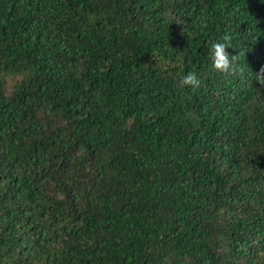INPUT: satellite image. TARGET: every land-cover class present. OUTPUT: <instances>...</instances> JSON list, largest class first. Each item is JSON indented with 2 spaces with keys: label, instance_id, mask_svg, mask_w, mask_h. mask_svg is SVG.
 <instances>
[{
  "label": "trees",
  "instance_id": "obj_1",
  "mask_svg": "<svg viewBox=\"0 0 264 264\" xmlns=\"http://www.w3.org/2000/svg\"><path fill=\"white\" fill-rule=\"evenodd\" d=\"M0 264H264V0H0Z\"/></svg>",
  "mask_w": 264,
  "mask_h": 264
},
{
  "label": "clouds",
  "instance_id": "obj_2",
  "mask_svg": "<svg viewBox=\"0 0 264 264\" xmlns=\"http://www.w3.org/2000/svg\"><path fill=\"white\" fill-rule=\"evenodd\" d=\"M231 35L224 34L219 40L209 45V58L212 66L220 73L228 74L234 70L235 55L228 51L231 48ZM182 86H190L195 89L201 84L197 73H185L180 80Z\"/></svg>",
  "mask_w": 264,
  "mask_h": 264
}]
</instances>
